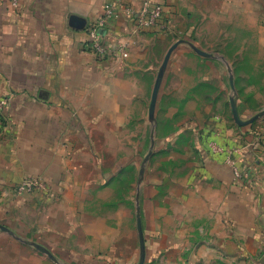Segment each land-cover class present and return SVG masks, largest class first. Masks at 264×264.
<instances>
[{
    "label": "crops",
    "instance_id": "1",
    "mask_svg": "<svg viewBox=\"0 0 264 264\" xmlns=\"http://www.w3.org/2000/svg\"><path fill=\"white\" fill-rule=\"evenodd\" d=\"M120 1L137 14L145 0H18L16 7L11 0H0V100L8 102L0 121V224L23 238L42 230L58 245L70 237L79 242L74 244L89 247L113 241L107 227L104 233L96 224L80 228L66 224L62 208L80 176H88L93 160L90 147L76 139H71L73 159L68 160L58 134L65 129L76 134L82 124L92 134L96 120L132 118L135 104L151 102L163 55L181 41L159 95L191 109L204 104L198 117L204 145L209 150L207 142L213 140L241 146V166L251 169L252 177L237 182L224 157L214 153L205 166L193 162L191 174L174 176L170 209L157 214L152 227L158 236L156 253L146 251L148 260L263 261L257 256L264 250V117L251 126L234 123L230 99L235 88L228 73L238 63L253 72L264 64V0H156L164 8L166 32L159 28L134 32V19L119 5L109 44L118 43L120 50L98 60L86 46V27L76 28L72 18L87 26L102 15L106 4ZM194 47L212 57L198 54ZM201 87L208 91H199ZM256 88L250 84L247 93H256ZM254 100L253 109L238 106L242 120L264 109L260 96ZM67 171L72 180L65 181ZM29 177L51 184L52 196L62 194L59 203L53 202L61 208L56 218L51 210L54 199L15 196V186ZM12 234L0 229V256L8 253L6 248L17 247Z\"/></svg>",
    "mask_w": 264,
    "mask_h": 264
},
{
    "label": "rangeland",
    "instance_id": "2",
    "mask_svg": "<svg viewBox=\"0 0 264 264\" xmlns=\"http://www.w3.org/2000/svg\"><path fill=\"white\" fill-rule=\"evenodd\" d=\"M165 57L163 55L162 63ZM247 66L245 63L235 64V70L228 73L229 83L232 77L235 88L231 98H235L241 110L253 109L257 95L264 104V64L255 72L247 70ZM252 83L257 86V92L247 93V87ZM202 90L208 91V88H199V91ZM166 98L159 95L153 121L149 117L151 102H142L135 104L130 119L96 120L92 134L83 124L78 133L75 130L76 134L69 129L58 134V145L68 160L73 159L71 139L89 146L93 160L87 170L88 176H80V182L73 185V194L66 200V207L62 208L66 213V224L78 228L84 224H96V229L104 233L107 227L108 234H113V241L108 246L89 247L88 244L76 245L79 242L70 237L65 244L58 245L57 241L47 240L42 230L34 231L32 237L25 238L12 234L17 247L6 248L8 253L0 256L2 264H139L138 207L146 251L149 255L156 253L154 240L158 236L152 227L160 210L169 212V190L174 184L173 177L191 174L193 162L205 166L213 154L203 143L204 129L199 125L198 117L204 104H194L191 109L189 104L167 102ZM148 156V161H145ZM71 171L64 174L65 181L73 179ZM50 186L46 182L45 188L34 194L54 199L51 203H59L62 194L52 196ZM56 206L54 204L51 208L55 218L57 210L61 211ZM34 244L47 248L56 261L39 251ZM147 252L145 264H160L158 260H148ZM263 256L264 250H261L257 259L263 260ZM256 264H264V261Z\"/></svg>",
    "mask_w": 264,
    "mask_h": 264
},
{
    "label": "built area",
    "instance_id": "3",
    "mask_svg": "<svg viewBox=\"0 0 264 264\" xmlns=\"http://www.w3.org/2000/svg\"><path fill=\"white\" fill-rule=\"evenodd\" d=\"M11 2L14 7L18 6V0H11ZM119 5L124 7L126 16L134 19V32L152 28H159L162 32H166L169 29L165 20L164 8L156 0H145L137 14L121 1L119 4H106L103 7L102 15L87 24L85 29L87 34L86 46L98 60H103L120 50L118 43L115 45L109 44V29L114 20L119 17ZM7 103L6 98L0 100V120ZM207 146L212 153L224 157L225 164L232 170L234 179L237 182H249L251 180V169L241 166L240 160L243 156L241 146L220 144L213 140L208 141ZM45 185L46 181L43 178L29 177L15 186L14 194L17 197L32 195L44 189Z\"/></svg>",
    "mask_w": 264,
    "mask_h": 264
},
{
    "label": "water",
    "instance_id": "4",
    "mask_svg": "<svg viewBox=\"0 0 264 264\" xmlns=\"http://www.w3.org/2000/svg\"><path fill=\"white\" fill-rule=\"evenodd\" d=\"M72 24L74 26H76V28H78V29H85V27H86V22L82 19L77 18V17L72 18ZM180 42H177L176 44H174L169 49V51L166 54V57L164 59V62L162 64V67L159 71V74L157 76L155 87H154L153 94H152L150 111H149V117H150L151 121H153L155 119V111H156V106H157V102H158V97H159L160 89H161L162 82L164 79V75H165V72H166L167 67H168V63L170 61L172 53L179 46ZM194 50L202 56L209 57V58L212 57L210 54L203 52L202 50H200L197 47H194ZM231 83L233 84V78L232 77H231ZM231 107H232V114H233L234 121L236 122V124L239 127L252 125L264 117V109H263L261 112L256 114L253 118H251L247 121L242 120L240 117V114H239V110H238V106H237L235 98H231ZM153 145H154V142L152 143V146ZM148 159H149V156L145 159V161H148ZM142 173H143V170H142L141 174ZM137 225H138V233H139V240H140V262H139V264H145V261H146V242H145L144 231H143V226H142L141 210L139 207L137 208ZM0 229L5 231V232L12 234V232H10V230L7 227H5L1 224H0ZM34 246L39 251L46 254L50 259H52L53 261H56L55 257L52 255V253L47 248H45L44 246L39 245V244H34ZM263 261H264V257H263Z\"/></svg>",
    "mask_w": 264,
    "mask_h": 264
}]
</instances>
